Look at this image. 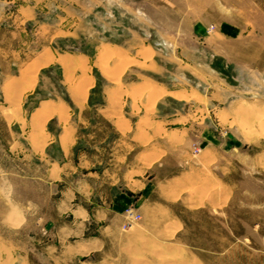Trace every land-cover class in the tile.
<instances>
[{
    "label": "rangeland",
    "instance_id": "obj_1",
    "mask_svg": "<svg viewBox=\"0 0 264 264\" xmlns=\"http://www.w3.org/2000/svg\"><path fill=\"white\" fill-rule=\"evenodd\" d=\"M17 24L25 60L48 50L56 56L51 66L37 68L39 84L25 98L24 118L40 98L66 105L68 112L60 117L77 125L74 156L88 154L108 168L118 156L123 188L122 172L141 147L129 140L127 130L118 133L113 116L100 110L103 105L115 106L121 119L142 122L149 117L131 112L132 104L137 107L145 93L154 94L164 98L149 99L148 110L187 115L195 122L187 144L182 135L168 134L176 146L171 143L175 149L170 148L159 176L186 170L179 157L190 153L187 177L194 174L198 182L179 198L158 190L139 200H150L153 209L127 204L125 221L115 230L92 222L90 231L102 234L103 243L72 257L71 264H264V0H0L2 36L9 38ZM85 78L90 87L77 97L75 87ZM112 85L116 88L107 90ZM158 85L188 97L170 96ZM100 137L103 142L96 141ZM7 156L0 150V163L9 172L0 178V264H21L23 258L53 263L44 252L52 241L43 239L33 218L19 228L16 222L23 215L18 203L35 200L47 211L46 192L16 176L15 159ZM77 200L85 203L82 196ZM193 200L201 206L189 205Z\"/></svg>",
    "mask_w": 264,
    "mask_h": 264
},
{
    "label": "crops",
    "instance_id": "obj_2",
    "mask_svg": "<svg viewBox=\"0 0 264 264\" xmlns=\"http://www.w3.org/2000/svg\"><path fill=\"white\" fill-rule=\"evenodd\" d=\"M2 30L0 26V150L4 155H9V158L15 159L16 176L28 177L34 190L41 187L45 190L43 192H46L47 211L35 200L18 203L17 209H20L23 215L21 218L17 217L16 222L19 228L20 224H27L32 217L35 227L38 226L42 230L43 239L52 241L44 251L53 260V263L49 262L50 264H71L72 257L80 258L98 250L103 243V237L100 233L90 231L92 222L99 224L100 228L115 230V226L119 227L125 221L123 209L127 204L137 203L144 209H153L157 206L150 200L148 203H141L139 200L158 190L165 192L170 198H179L180 195L185 196V192L198 182L194 174L187 177L189 173L187 169L192 165L190 153L179 157V160L183 161L179 165L188 164L186 170L175 176L165 178L159 176L160 169L167 162L170 148L175 149L176 146L175 142L168 139V134L182 135L184 143L187 144L195 122L187 115L177 113L160 115L157 114L161 112L159 108L156 111L148 110L147 104L152 97L147 93L143 95V102L138 103L137 107L131 103V112L139 111L140 117H149V120L140 122L138 119L133 122L126 117L121 119V115L112 105H103L100 109L102 112L108 110L107 113L113 116L111 123L118 133H125L127 130L129 140H135L134 144L141 147L136 160L132 164L127 163L122 172L126 188L119 185L121 178L117 172L120 168L118 156L114 158L110 168L101 166V160L93 159L88 154L74 156L72 149L78 138L77 125L60 117L68 112L66 105L59 104L54 98H40L31 106L30 114L25 119V98L27 101L39 84V78L38 84H35L28 70L35 68L36 65L38 69L49 67L54 64L56 56L48 50L25 60L24 39L20 34L22 26L17 24L10 29L12 35L9 38L2 36ZM31 63L35 65L28 66ZM141 83L142 80L131 81L128 90ZM114 88L116 86L112 85L107 90ZM158 89L170 96L171 93L180 91L161 85H158ZM107 98H110L109 93ZM163 98L164 96L158 97L157 102H162ZM180 121H183L180 125L169 126L170 122ZM88 123L84 127H87ZM104 139L100 137L96 141L103 142ZM8 175L9 172L0 163V178L5 180ZM149 175L152 177L147 178ZM57 186L62 187L58 189L61 192L58 202ZM101 186L104 187V191L100 189ZM136 190L140 191L138 197L135 194ZM78 196H82L85 203L79 202ZM189 205L201 206L195 201ZM32 254L33 250L26 254L18 252L17 255L24 257ZM21 264L30 263L23 258Z\"/></svg>",
    "mask_w": 264,
    "mask_h": 264
},
{
    "label": "bare ground",
    "instance_id": "obj_3",
    "mask_svg": "<svg viewBox=\"0 0 264 264\" xmlns=\"http://www.w3.org/2000/svg\"><path fill=\"white\" fill-rule=\"evenodd\" d=\"M139 47H140V46H139ZM103 48H104V47H103ZM105 48H106V47H105ZM116 48H118V47H116ZM107 49H108V48H106V52L108 51ZM112 49H113V48H112ZM100 50H101V49H100ZM113 50H114V49H113ZM118 50H119V49H118ZM147 50H148V49H147ZM147 50H146V51H147ZM102 52H103V51H102ZM102 52H101V53H102ZM104 52H105V51H104ZM106 52H105V54H106ZM113 52H114V51H113ZM149 52H150V50H149ZM99 53H100V52H99ZM108 53H109V52H108ZM114 53H116V52H114ZM109 54H110V53H109ZM111 54H112V53H111ZM119 54H120V52H119ZM119 54H118V55H119ZM143 54H144V53H143ZM149 54H150V53H149ZM49 55H50V54H49ZM106 55H107V54H106ZM146 55H147V54H146ZM50 56H51V55H50ZM73 56H74V55H73ZM73 56H72V57H73ZM127 56H128V55H127ZM141 56H142V55H141ZM107 57H108V56H107ZM115 57H116V56H115ZM119 57H121V56H119ZM122 57H123V56H122ZM135 57H136V56H135ZM44 58H45V57H44ZM63 58H64V57H63ZM63 58H62V59H63ZM74 58H75V57H74ZM81 58H82V57H81ZM85 58H86V57H85ZM113 58H114V57H113ZM117 58H118V57H117ZM128 58H129V57H128ZM63 60H64V59H63ZM73 60H74V59H73ZM100 60H101V59H100ZM115 60H116V59H115ZM131 60H132V59H131ZM133 60H134V59H133ZM60 61H61V60H60ZM64 61H65V66H67V64H66V63H67V60H64ZM69 61H71V60H69ZM120 61L123 62L122 58H121ZM74 62H75V61H74ZM125 63H126V62H125ZM42 64H43V63H42ZM102 64H103V63H102ZM68 65H69V64H68ZM70 66H71V64H70ZM124 66H125V64H124ZM124 66H123V67H124ZM152 66H153V65H152ZM37 67H38V66L36 65L35 68H33V67H32L31 69H29L30 67L27 68V69H29V70H28V74H29V76L32 77V78H34V79H33L34 81H35V78H36V77H34V76L36 75ZM67 67H68V66H67ZM85 67H86V66H85ZM103 67H104V66H103ZM70 68H71V67H70ZM81 68L83 69V67H81ZM113 69H114V68H113ZM121 69H122V68H121ZM84 70H86V68H85ZM104 70H105V69H104ZM123 70H124V69H123ZM106 71H108V70H106ZM111 71H112V70H111ZM111 71H110V72H111ZM84 73H85V72H84ZM118 73H119V72H118ZM116 74H117V73H116ZM82 75H84V74H82ZM105 75H106V74H105ZM109 75H110V74H109ZM29 76H28V77H29ZM84 76H85V75H84ZM86 76H88V75H86ZM113 76H114V78H115V75H113ZM71 77L73 78V76H71ZM71 77H70V78H71ZM87 78H89V76H88ZM90 78H91V77H90ZM82 79H83V78H82ZM28 80H30V79H28ZM33 80H32V82H33ZM67 80H68V79H67ZM67 80H66V81H67ZM69 80H70V79H69ZM84 80H86V78H85ZM84 80H83V81H84ZM91 80H92V78H91ZM117 80H119V78H118ZM71 81H72V80H71ZM76 81H77V80H76ZM30 82H31V81H30ZM78 82H79L80 84L77 83V86L75 87V89H77V92H78V93L72 92V91H74V90H72L71 92H72L73 94L75 93V95L86 93L87 90H88V88L90 87V81L86 80V81H84V83H83V82L81 83V81H78ZM33 83H34V82H33ZM145 83H147V85H149L148 82H145ZM10 84H11V83H10ZM116 84H117V83H116ZM151 84H152V83H151ZM74 85H75V84H74ZM153 85H154V84H153ZM153 85H152V86H153ZM12 86H13V85H12ZM32 86H33V84H32L31 86H29V87L31 88ZM152 86H151V87H152ZM149 87H150V86H149ZM154 87H155V86H153V88H154ZM30 88H29V89H30ZM153 88H151V89L153 90ZM141 89H142V87H141ZM154 90H155V89H154ZM19 91H20V90H19ZM75 91H76V90H75ZM146 91H148V89H147ZM156 91H157V90H156ZM160 91H161V90H160ZM150 92L153 93V91H150ZM154 93H156V92H154ZM159 93H160V92H159ZM179 93H181V92H179ZM190 93H191V92H190ZM73 94H72V95H73ZM117 94H118V93H117ZM135 94H136V93H135ZM160 94H161V93H160ZM172 94H173V93H172ZM184 94H187V93H184ZM84 95H85V94H84ZM176 95H177L178 97L180 96L179 98H181V96H183V95L178 94V92H177ZM198 95H199V94H198ZM199 96H200V95H199ZM77 97H78V95H77ZM80 97H81V95H80ZM151 97H152V101L154 102V101L159 97V95L157 96V95L152 94ZM183 97H185V96H183ZM187 97H188V94H187ZM187 97H185V98H187ZM20 98H21V97H20ZM149 98H150V97H149ZM185 98H184V99H185ZM81 99L84 100L85 98L83 99V97H82ZM198 99H199V98H198ZM17 100H18V98H17ZM74 100H75V99H74ZM256 100H257V99H256ZM49 101H50V100H49ZM49 101H48V102H49ZM61 102H62V101H61ZM80 102H81V100H80ZM45 103H46V102H45ZM149 103L152 104L151 101H150ZM241 104H242V103H241ZM241 104H240V105H241ZM64 106H65V105H64ZM236 107L238 108V106H236ZM40 108H41V107H40ZM233 108H234V107H233ZM241 109H242V108H241ZM235 110H238V109L235 108ZM244 110H245V109H244ZM238 111H240V110H238ZM15 113H16V112H15ZM236 113H237V112H236ZM10 114H11V113H10ZM10 114H9V115H10ZM14 115H15V114H14ZM10 117H11V116H10ZM64 117H65V116H64ZM21 118H22V117H21ZM243 118H244V117H243ZM245 120H247V119H245ZM242 121H243V120H242ZM22 122H23V121H22ZM39 126H40V125H39ZM39 131H40V130H39ZM39 134H40V132H39ZM35 138H36V137H35ZM33 139H34V138H33Z\"/></svg>",
    "mask_w": 264,
    "mask_h": 264
},
{
    "label": "built area",
    "instance_id": "obj_4",
    "mask_svg": "<svg viewBox=\"0 0 264 264\" xmlns=\"http://www.w3.org/2000/svg\"><path fill=\"white\" fill-rule=\"evenodd\" d=\"M133 214V212H131Z\"/></svg>",
    "mask_w": 264,
    "mask_h": 264
}]
</instances>
